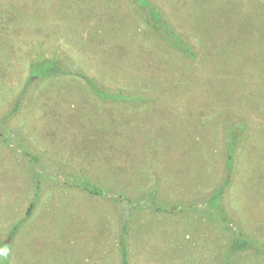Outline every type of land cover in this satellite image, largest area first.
<instances>
[{
	"label": "rangeland",
	"instance_id": "rangeland-1",
	"mask_svg": "<svg viewBox=\"0 0 264 264\" xmlns=\"http://www.w3.org/2000/svg\"><path fill=\"white\" fill-rule=\"evenodd\" d=\"M147 1L193 58L133 0H0V117L15 129L0 132V264H120L119 214L129 264H264L263 247L226 258L229 228L264 242V0ZM40 56L129 97L99 98L74 75L32 77L11 116ZM241 120L217 218L204 206L227 175L223 132ZM28 172L41 188L26 216ZM71 173L102 195L71 187ZM152 189L189 210L157 211Z\"/></svg>",
	"mask_w": 264,
	"mask_h": 264
},
{
	"label": "trees",
	"instance_id": "trees-1",
	"mask_svg": "<svg viewBox=\"0 0 264 264\" xmlns=\"http://www.w3.org/2000/svg\"><path fill=\"white\" fill-rule=\"evenodd\" d=\"M134 3H140L143 9L147 10L146 13V21L151 27L153 31H159L161 32V36L167 37L170 39V44H172V47H174L178 52H180L183 55L188 56L189 58L194 57V53L191 50L190 44L179 35L175 31V29L172 28V26L168 23L166 16L163 15L161 10L156 9L154 6H149V2L147 0H133ZM160 11V12H159ZM163 16V17H162ZM160 34V33H159ZM29 74L30 77L27 78V81L25 85L22 87L21 91L18 94V97L16 98V101L14 103L12 111L9 113L11 116L20 108L21 101L24 98V95L26 94L29 84L31 83L32 77H35L37 79H46L50 77H56V76H64V75H74L86 82V84L89 86L91 91L97 95L99 98H125L129 97L127 94H123L120 91L116 93H110L107 91L104 87H102L100 84H98L97 81L90 78L86 73H84L82 70L78 69H69L63 67L56 58H47V57H37L35 59V62L30 63L29 65ZM10 116H3L0 117V132L2 134H9V131H15V129H8V126H5L3 124L4 120L9 118ZM245 122L244 120H241L238 122L237 127H231L226 132H223V151L226 155V170L227 175L222 179L220 184L214 188V190L207 196L206 198V205L204 206V209H206L207 212H209L212 216H215L217 218L223 217L225 215L224 207L221 204V199L224 195L225 189L230 184V175H232L233 167L236 164V161L238 159L239 151H240V144L235 147V143H242V139H244L243 132L245 129ZM237 128V129H236ZM29 173V172H28ZM30 178L34 181V194L33 199L28 207V210L26 212V216L30 214L32 209L34 208L36 202L38 201V197L40 194V179L35 180L32 175L29 173ZM80 179H77V174H69L68 180H72L68 183L71 187H80L83 190L87 191L90 194H96V195H102V189L98 188L96 185L92 184L90 182V179L79 176ZM71 178V179H70ZM119 199L121 197L119 196ZM150 205L154 207L157 211H163V212H174V211H185L189 210L186 206H184V203L181 201H174L169 200L165 197H160L158 195V191H154L152 189L151 196H150ZM191 209V208H190ZM24 221L20 220L18 223H16L11 233L15 234L17 233L19 227L22 225ZM226 223V222H225ZM119 224H120V230L117 236L118 239V258L120 264H129V243H128V233L130 232V224L129 221L125 218L122 214H119ZM233 232V237L230 239L229 246H228V256L232 255L233 253H237L238 251H244L247 249H254L261 251L262 247L264 248V242L260 241H254L251 240L246 236L243 229L237 227L236 229L229 228ZM6 243V242H5ZM263 244V245H262ZM227 264H229L226 261Z\"/></svg>",
	"mask_w": 264,
	"mask_h": 264
}]
</instances>
